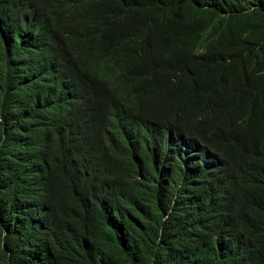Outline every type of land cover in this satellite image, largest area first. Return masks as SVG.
I'll return each instance as SVG.
<instances>
[{
	"label": "trees",
	"instance_id": "obj_1",
	"mask_svg": "<svg viewBox=\"0 0 264 264\" xmlns=\"http://www.w3.org/2000/svg\"><path fill=\"white\" fill-rule=\"evenodd\" d=\"M0 264H264V0H0Z\"/></svg>",
	"mask_w": 264,
	"mask_h": 264
},
{
	"label": "bare ground",
	"instance_id": "obj_2",
	"mask_svg": "<svg viewBox=\"0 0 264 264\" xmlns=\"http://www.w3.org/2000/svg\"><path fill=\"white\" fill-rule=\"evenodd\" d=\"M5 33H7V32H5ZM17 114V113H16ZM6 127H8V126H6ZM102 173L104 172V170L103 171H101ZM104 174V173H103ZM102 175V174H101ZM106 175V174H105ZM111 176V175H110ZM114 176H115V174H114ZM106 178L108 179V177H107V175H106ZM111 178V177H110ZM114 178V177H113ZM111 180V179H110ZM110 189V188H109ZM128 247V246H127Z\"/></svg>",
	"mask_w": 264,
	"mask_h": 264
}]
</instances>
